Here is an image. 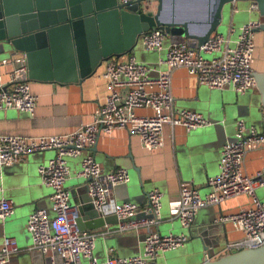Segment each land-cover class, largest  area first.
Returning <instances> with one entry per match:
<instances>
[{
  "label": "built area",
  "instance_id": "2783aa9c",
  "mask_svg": "<svg viewBox=\"0 0 264 264\" xmlns=\"http://www.w3.org/2000/svg\"><path fill=\"white\" fill-rule=\"evenodd\" d=\"M118 1L120 4L144 2L148 8L154 9L157 6V0ZM238 1L232 0L229 3L232 16L238 11ZM250 11L258 12L254 0H251ZM261 23L254 20L243 25L232 48L219 33L212 34L199 48L189 47L184 40L172 43L165 58L159 62L164 68L155 77H150V68L132 56L126 60H108L101 74L106 84L104 102L96 108L89 123L70 133L42 137L0 134V168L10 167L29 154L47 151L55 153L54 158L37 170L41 183L52 189L50 200L54 215L50 217L46 210L38 209L28 217L26 223L32 248L47 257L48 264H57L56 259L61 260L62 264H82L81 257L87 258L88 264H157L160 254L187 243L186 235L163 236L157 232L156 228L161 223L160 191L153 189L148 193V202L143 209L130 203L116 204L113 201V190L129 182L127 171L116 169L103 173L94 157L88 154L81 161L78 177L85 182L95 212L102 218L114 216L120 233L137 232L141 228L147 230L142 254L122 258L114 256L113 250L108 249L105 261L98 263L92 257L96 235L78 227V211L70 204V192L64 186L69 174L66 158L80 156L93 148L99 135H110L119 130L138 137L145 150L154 151L163 146L165 127H181L186 132L206 127L208 123L200 114L175 107L172 95L173 72L184 69L195 78L198 85L210 89L223 90L230 87L236 94L255 90L254 35ZM165 36L162 30L152 29L142 34V46L147 51H160ZM215 52L220 53L211 59L202 56ZM2 63L5 65L7 61ZM8 63L12 64L11 61ZM19 63L23 65L25 61L21 59ZM36 105L37 96L32 92L30 84L18 81L16 71L10 74L7 82L0 77V111L16 110L33 115ZM139 110L151 113L140 115L137 113ZM236 136V142L223 145L219 173L208 179L210 193L201 197L193 186L180 183L177 202L171 208V219L177 220L183 229H189L200 209L216 207L241 196L249 197V206H242L235 213L217 218L218 224L230 225L242 235L241 239L226 244L227 254L264 245V202L255 194V189L264 187V167L251 175L245 174L243 170L247 153L264 147V126L258 131L240 121L236 125ZM13 211L12 201L0 199L1 221L13 215ZM18 252L16 240L3 237L0 242V264H6ZM207 257L208 252L205 253Z\"/></svg>",
  "mask_w": 264,
  "mask_h": 264
},
{
  "label": "crops",
  "instance_id": "0c3cea01",
  "mask_svg": "<svg viewBox=\"0 0 264 264\" xmlns=\"http://www.w3.org/2000/svg\"><path fill=\"white\" fill-rule=\"evenodd\" d=\"M222 25L224 29L219 34L228 40L232 48L239 35L233 28V16ZM180 40L184 39L166 35L160 51H147L142 45L137 46L138 41L131 53L120 60L132 56L150 68V77H155L164 68L159 62L165 58L168 47ZM254 43L253 70L264 73V32L255 33ZM60 51L63 53L62 47ZM60 51L58 59L54 61L51 57L48 66L37 67V73L43 79L27 81L37 96L34 114L16 110L0 111V134L23 137L64 135L92 120L94 111L106 96V84L101 78L104 66L79 82L70 81L72 74ZM0 54H4L1 48ZM5 56L0 55V77L7 82L15 66L8 63L12 58ZM3 61H7V64L4 65ZM17 67L19 69L15 71L24 70L26 64H16ZM172 95L177 109L200 114L208 125L191 132L181 127H165L163 146L154 151L145 150L138 137L124 130L110 135L101 134L93 149L84 151L80 156L66 158L69 174L64 186L70 192V204L77 209L79 219L83 221L81 225H86L92 223V215L100 216L95 213L90 202L84 180L78 177L83 157L92 155L103 173L126 170L129 182L126 187L114 188L113 201L116 204L130 203L143 209L148 202V193L157 189L162 194L161 223L156 228L157 232L163 236L183 234L188 237L182 247L160 254L157 264H202L206 252L211 254L224 243L223 249L213 256L216 259L228 253L225 251L226 244L242 238L230 225L218 224L217 218L235 213L242 206H249L250 200L249 197L241 196L216 207L200 209L191 227L183 229L177 220L171 219V208L177 202L179 184H190L201 197L210 193L208 179L219 173L223 145L238 140L237 123L242 121L247 127L252 126L260 131L264 126V118L256 89L244 94H236L230 87L210 89L198 85L195 78L184 69L173 72ZM137 113L144 115L151 111L139 110ZM54 155V151L33 153L10 167L0 168V199L10 200L14 205L13 215L0 220V242L3 237L13 238L19 248V252L9 258L6 264L49 263L47 257L32 248L26 223L28 217L38 209L46 210L50 217L54 215L50 200L52 189L41 183L37 172L38 167L45 165ZM262 167L264 147L247 153L243 163L245 174H254ZM107 226L89 230L96 235L92 257L98 263L105 261L108 249L113 250L114 256L122 258L142 254L146 228L120 233L117 224ZM203 230L207 232L204 237L200 236ZM82 262L88 264V259L82 257ZM56 263L62 264V261L56 259Z\"/></svg>",
  "mask_w": 264,
  "mask_h": 264
},
{
  "label": "water",
  "instance_id": "95a60500",
  "mask_svg": "<svg viewBox=\"0 0 264 264\" xmlns=\"http://www.w3.org/2000/svg\"><path fill=\"white\" fill-rule=\"evenodd\" d=\"M171 1L174 0H157L155 11L148 12L139 1L120 4L118 0H0V48L10 53L14 71L19 69L16 64L21 65V59L25 61L26 68L16 71V77L27 82L43 79L37 67L48 66L51 57L58 59L62 47L60 53L72 74L70 81L79 82L95 74L108 60L131 53L139 37L152 29L199 48L212 34L223 31V9L232 0H203L200 17L173 16ZM254 1L264 18V0ZM256 32H264V21ZM254 78L264 118V73L254 72ZM91 220L92 223L81 225L83 221L78 219V227L95 230L117 224L114 216L92 215ZM206 234L203 230L200 236ZM202 264H264V245L216 259L208 253Z\"/></svg>",
  "mask_w": 264,
  "mask_h": 264
},
{
  "label": "rangeland",
  "instance_id": "374dc122",
  "mask_svg": "<svg viewBox=\"0 0 264 264\" xmlns=\"http://www.w3.org/2000/svg\"><path fill=\"white\" fill-rule=\"evenodd\" d=\"M203 0H174L169 3V9L173 16L179 15V16H196L200 17L201 13H203V4L201 3ZM250 5H251V0H240L237 2V13L233 15V28L239 33V28L242 27L243 25L247 24L249 21H260L263 22L264 18L259 15L258 12H251L250 11ZM142 9L145 11H153L155 10L153 7L148 8V5L145 4L144 2L141 3ZM231 4H226L223 9V18L224 22L229 20L231 17ZM166 37V36H165ZM139 43L137 46L142 45V37L138 39ZM4 50V49H3ZM3 56L9 57L10 53L6 50H4V54H0ZM218 54L214 55H202L205 59H211L213 57L218 56ZM5 56V57H6ZM67 160V159H66ZM82 179V178H81ZM255 194L256 197L261 201L264 202V187L262 188H257L255 189ZM197 240V239H195ZM191 240V241H195ZM224 243H221L216 250H213L211 252V255L214 256L215 253H218L221 249H223ZM226 247V246H225ZM203 253V252H202ZM81 262H82V257H81ZM82 264H85L82 262Z\"/></svg>",
  "mask_w": 264,
  "mask_h": 264
},
{
  "label": "flooded vegetation",
  "instance_id": "af4514ba",
  "mask_svg": "<svg viewBox=\"0 0 264 264\" xmlns=\"http://www.w3.org/2000/svg\"><path fill=\"white\" fill-rule=\"evenodd\" d=\"M104 65V64H103Z\"/></svg>",
  "mask_w": 264,
  "mask_h": 264
}]
</instances>
